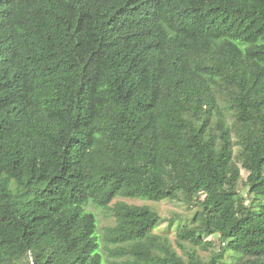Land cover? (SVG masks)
Here are the masks:
<instances>
[{
	"label": "trees",
	"instance_id": "obj_1",
	"mask_svg": "<svg viewBox=\"0 0 264 264\" xmlns=\"http://www.w3.org/2000/svg\"><path fill=\"white\" fill-rule=\"evenodd\" d=\"M0 264H264V0H0Z\"/></svg>",
	"mask_w": 264,
	"mask_h": 264
},
{
	"label": "rangeland",
	"instance_id": "obj_2",
	"mask_svg": "<svg viewBox=\"0 0 264 264\" xmlns=\"http://www.w3.org/2000/svg\"><path fill=\"white\" fill-rule=\"evenodd\" d=\"M246 175L247 172L244 169L240 170V175H239V188L241 193H243L244 197L246 199L249 198L248 195V188L246 185ZM117 200H124L127 203L130 204H137V205H147L150 206L151 208L156 209L163 217L165 218H171V217H177L181 216L182 219L186 220V217H190L192 215V208H190L188 205L181 203V202H172L169 200H161V201H153V200H148V199H142V198H116L113 200L108 208H102L99 206H95L92 203H89L86 207L87 210L93 212L96 215L97 218V232L99 236H102L106 228L112 226L115 222V218L111 212V206L113 203ZM178 224V223H177ZM176 223L167 231L169 234L170 238L174 240L175 238V232L176 228L175 226L177 225ZM167 223H162L159 228L156 229V231H164L167 228ZM217 239V245L220 241ZM222 245V244H221ZM176 247V245L174 244ZM177 248V247H176ZM177 251L181 253V251L177 248ZM200 255L203 257H207L209 252H205L202 250L198 251ZM102 253L103 256L106 259H108V256L104 250V247L102 245Z\"/></svg>",
	"mask_w": 264,
	"mask_h": 264
}]
</instances>
